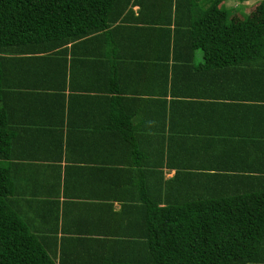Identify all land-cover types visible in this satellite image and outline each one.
Returning a JSON list of instances; mask_svg holds the SVG:
<instances>
[{
    "label": "crops",
    "instance_id": "0c3cea01",
    "mask_svg": "<svg viewBox=\"0 0 264 264\" xmlns=\"http://www.w3.org/2000/svg\"><path fill=\"white\" fill-rule=\"evenodd\" d=\"M116 1V23L58 57L31 56L6 74L0 100L13 135L0 158L11 174L8 203L32 233L62 247L66 264L99 263L76 247L125 232L117 214L144 210L146 181L163 205L161 183L181 171L264 177L257 80L194 76L188 64L202 62L199 50L162 45L157 23L171 16L168 0Z\"/></svg>",
    "mask_w": 264,
    "mask_h": 264
},
{
    "label": "trees",
    "instance_id": "16d2710c",
    "mask_svg": "<svg viewBox=\"0 0 264 264\" xmlns=\"http://www.w3.org/2000/svg\"><path fill=\"white\" fill-rule=\"evenodd\" d=\"M226 1L168 0L171 16L157 23L162 45L169 52L179 45L192 53L199 50L202 62L188 64L195 69L194 76L210 71L212 78L241 83L256 79L252 98L264 102V0L259 1V15L234 20L229 19ZM116 6V0H0V100L9 92L7 73L31 56L39 62L58 57L68 43L105 30L118 20L123 7L118 10ZM59 94L64 102V94ZM263 106L258 103L255 108L264 111ZM5 117V109L0 107L3 159L9 156L13 137ZM124 136L140 152L135 150L139 136ZM148 151L153 152L144 149ZM218 168L225 170L224 166ZM155 172L160 174L158 169ZM161 185L163 205H158V197L149 190L153 185L146 181L140 185L146 191L141 198L144 210L117 214L123 215L128 229L119 236L111 235L110 242L80 244L76 247L82 249L80 254H88L98 264H264L262 173L181 171ZM11 188L9 167L0 162V264H66L65 256L57 260L62 247L32 233L11 208Z\"/></svg>",
    "mask_w": 264,
    "mask_h": 264
},
{
    "label": "rangeland",
    "instance_id": "374dc122",
    "mask_svg": "<svg viewBox=\"0 0 264 264\" xmlns=\"http://www.w3.org/2000/svg\"><path fill=\"white\" fill-rule=\"evenodd\" d=\"M260 0H227L225 2L226 7L229 11V19L234 20L235 18H248L258 13V4Z\"/></svg>",
    "mask_w": 264,
    "mask_h": 264
}]
</instances>
